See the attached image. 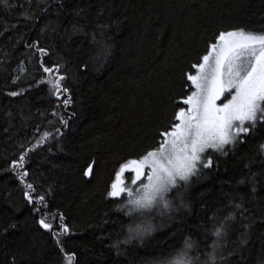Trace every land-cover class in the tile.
I'll list each match as a JSON object with an SVG mask.
<instances>
[{
	"label": "trees",
	"instance_id": "16d2710c",
	"mask_svg": "<svg viewBox=\"0 0 264 264\" xmlns=\"http://www.w3.org/2000/svg\"><path fill=\"white\" fill-rule=\"evenodd\" d=\"M240 29L264 32V0L0 3V264H68L67 256L74 257L71 264H167L185 238L196 242L189 255L199 264L214 242L227 264H264V124L224 153H211L210 169L168 194L167 211L129 217L126 194L108 197L120 165L158 147L159 133L186 106L181 101L192 91L191 66L219 32ZM36 41L48 50L46 66H62L68 92L59 100L47 84H36L47 79L39 53L27 47ZM45 131L51 137L25 164V183L45 201L29 204L25 183L10 165ZM131 179L126 173V183ZM229 213L234 219L214 236ZM45 216L51 231L38 223ZM61 224L69 232L57 244L53 233ZM136 224L153 231L124 243Z\"/></svg>",
	"mask_w": 264,
	"mask_h": 264
},
{
	"label": "snow or ice",
	"instance_id": "6c2138e0",
	"mask_svg": "<svg viewBox=\"0 0 264 264\" xmlns=\"http://www.w3.org/2000/svg\"><path fill=\"white\" fill-rule=\"evenodd\" d=\"M0 3L7 5V0H0ZM92 39L100 43L96 41L95 36ZM27 47L35 48L39 53V68L47 77L37 81V86L47 84L52 95L59 100L61 95L68 92V89L63 87L66 77L61 74L62 66L60 64L46 66L44 57L48 55V50L40 47L38 41ZM107 52V48H103V54L107 55ZM191 67L195 74L189 72L186 79L195 90L181 101L187 107H180L168 130L159 133L162 139L158 147L138 158L128 159L120 165L115 174L108 197L120 198L122 194H126L125 203L128 206L126 216L131 217L134 212L143 214L144 211L153 208L169 210L172 202L167 198L168 194L181 187V182L183 186H187L191 178L199 175L202 169H210L213 166L211 153H224L226 146L234 145L238 141L242 143V137H247L258 124H264V32L243 29L221 31L215 37V41L208 46L207 54ZM18 70L20 73L25 72L22 64ZM19 79L20 76H16L12 83L15 84ZM23 91L25 90L11 91L8 95L18 96ZM70 102V99L63 101L65 106ZM52 115L56 116V112L54 111ZM59 122L67 127V121L62 117L59 118ZM56 131L59 132V129ZM51 135L50 132H43L31 149L22 150L19 159L12 160L10 168L17 174L21 183H25V178L29 175L25 168L28 153L45 143ZM260 148L264 150V145ZM91 170L90 165L85 175H89ZM126 172L134 174L130 184L124 179ZM25 187L27 190L24 196L29 204H44L45 196L33 195L35 192L33 184L25 183ZM234 207L240 209L241 205L236 204ZM33 210L39 212L41 209ZM60 219L63 220L62 215ZM232 219L234 216L229 213L212 234L221 237L227 226L226 222ZM38 223L45 230L51 231L53 228V224L47 222L46 216ZM59 228V232L53 233L57 244L60 243L59 236L69 232L65 224H61ZM152 231L150 224L144 227L140 224L134 227L130 225L129 235L124 243L132 239L143 240L144 236L151 234ZM195 247V241L185 238L183 248L177 257L167 264H199L198 257L189 255L190 250ZM217 247L214 242L213 251L206 253L207 260L204 264H227L226 257L217 253ZM72 259L73 256L66 257L68 264H71Z\"/></svg>",
	"mask_w": 264,
	"mask_h": 264
},
{
	"label": "rangeland",
	"instance_id": "374dc122",
	"mask_svg": "<svg viewBox=\"0 0 264 264\" xmlns=\"http://www.w3.org/2000/svg\"><path fill=\"white\" fill-rule=\"evenodd\" d=\"M194 74H195V72H194ZM195 89H193L192 88V91H194ZM227 95V94H226ZM229 99H230V96L228 97ZM223 99V98H222ZM185 107H187V106H185ZM126 173H128V172H126ZM126 173L124 174V179H125V175H126ZM134 174L132 173V176H133ZM138 185H132V187H137Z\"/></svg>",
	"mask_w": 264,
	"mask_h": 264
}]
</instances>
